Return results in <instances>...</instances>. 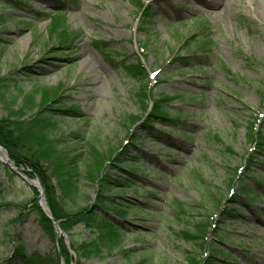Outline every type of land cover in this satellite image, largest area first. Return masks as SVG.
Listing matches in <instances>:
<instances>
[{"label":"rangeland","instance_id":"374dc122","mask_svg":"<svg viewBox=\"0 0 264 264\" xmlns=\"http://www.w3.org/2000/svg\"><path fill=\"white\" fill-rule=\"evenodd\" d=\"M20 1L0 0V76L26 93L38 89L35 100L42 107L52 101L48 107L59 108L57 98L75 106L65 108L74 113L57 116L54 135L63 136L59 148L84 156L92 140L110 157L114 146L129 143L133 135L130 154L138 160L137 171L127 168L125 176L136 182L125 191L113 190L116 203L127 210L124 219L117 217L121 247L82 264H198L205 250L185 230H193L199 212L216 220L226 217L209 190L223 191L224 203L239 216L227 220L232 242L223 240L221 246L237 251L236 264H264V183L259 181L264 182V150H253L247 138L250 123L264 117L259 92L264 86V0H143L152 15L150 29L142 28L132 0ZM62 19L55 27L78 32L73 42L64 44L52 35L53 24ZM202 27L209 34L206 50L197 49ZM118 54L143 60L150 74V105L160 96L172 98L167 106L181 114L178 122H154L150 131L142 126L146 114L132 98L137 82L111 61ZM248 58L256 63L249 66ZM258 152L247 182L262 198L250 203L236 194L230 173ZM79 172L83 206L94 202L97 183L86 169ZM28 173L0 159V264H22L13 258L17 248L61 257V243L76 264L72 238L82 241L89 230L80 225L70 237L66 232L58 236L55 228L56 236H50L31 202L35 189L40 206V185ZM20 203L26 206L13 205Z\"/></svg>","mask_w":264,"mask_h":264},{"label":"trees","instance_id":"16d2710c","mask_svg":"<svg viewBox=\"0 0 264 264\" xmlns=\"http://www.w3.org/2000/svg\"><path fill=\"white\" fill-rule=\"evenodd\" d=\"M16 4L20 0H10ZM133 4L139 8V17L142 28L150 29L152 24V15L149 13V7L143 0H132ZM64 21V20H63ZM65 22V21H64ZM64 22L57 21L53 24L52 35L60 42H73L78 37V32L69 31L67 26L57 28ZM52 23L53 19H52ZM202 32V39L198 42L199 50H206L210 44L208 33L204 32L205 27L199 28ZM98 43L105 44L102 40ZM106 50V49H105ZM107 51V50H106ZM120 58L111 60L116 62V66L121 67L128 77L137 82L132 92V98L139 105L140 111L146 114L147 122L145 126L149 131L152 130L154 122L176 123L181 118V114H173L168 108V101L172 98L162 97L152 99L153 105H150L149 99V71L145 68L142 59L127 54H118ZM185 65L189 64L187 57H177ZM256 60L248 58L247 64L252 66ZM17 87L18 94L12 93V87ZM34 92L26 93L23 88L19 87L14 80L0 76V107L3 114H0V146L7 149L10 158L15 162L18 168L29 171L31 177H39L45 190V198L49 207L50 214L55 220H58L62 230L70 237L73 230L83 225L90 234L87 238L79 241L72 238L71 247L77 254L76 264H82V260L92 257H101L106 252H112L121 247L122 228L117 224L118 218H125L122 215L127 214L125 208L120 207L115 200L114 189L122 191L131 187L136 180L125 176L127 168L136 173L135 156L130 154V147L133 145V135L130 136L129 143L119 142L117 148L114 146L113 154L109 157L105 150H101L95 142L88 140V154L83 153L71 154L68 148H59L63 136H55L54 131L59 128V119L57 116L66 115V111L75 109V106L69 105L68 102L60 98L55 101L59 108H49L40 106L35 100ZM264 102V86L259 88ZM23 99L22 104L19 101ZM175 116V118H174ZM141 117V116H140ZM137 116V118H140ZM129 121V116L123 118ZM259 120V118H255ZM258 124V125H257ZM74 135H80L73 132ZM247 138L254 144L253 150H264V117L257 122H252L248 126ZM232 151L231 148H228ZM113 150V149H112ZM259 152L255 155H249L248 165L238 167L230 173V179L233 185H237L239 196L244 195L250 203L260 202L261 196L248 186L251 165L257 163ZM86 169L87 176L92 181H96L97 190L94 202L91 204L80 205L81 190L79 188L80 169ZM249 173V174H248ZM141 174H144L141 172ZM263 184V180H259ZM124 187V188H120ZM33 194L36 195L31 199L35 203L39 220L44 230L50 236H56L55 226L52 220L40 209L38 193L35 189ZM215 208L219 211L224 219H215L209 212H199L200 219L193 222V230H185V236L200 241V246L205 250L206 257L201 259L198 264H222L217 259H222L223 264H236L238 255L236 251L231 252L224 249L221 244L223 240L232 242L231 238L226 235L227 220L231 217L239 218L236 209L227 206L224 203L225 194L223 191L211 192L209 190ZM16 207L26 205L13 204ZM115 219V220H113ZM116 221V222H115ZM243 243L242 247H246ZM17 248L13 255L14 260L22 264H61L64 259L66 264H72L70 261V252L66 244H60L61 257L57 252L52 255H42L37 252L27 253ZM244 252H247L245 249Z\"/></svg>","mask_w":264,"mask_h":264},{"label":"water","instance_id":"95a60500","mask_svg":"<svg viewBox=\"0 0 264 264\" xmlns=\"http://www.w3.org/2000/svg\"><path fill=\"white\" fill-rule=\"evenodd\" d=\"M10 166H11L13 169H15L14 166H12V165H10ZM37 182H38L39 185H40V188H41L40 193H41V197L43 198V197H44V189H43L42 183H41V181H40L39 178H37ZM41 208H42V204H41ZM42 210H44V209L42 208ZM48 215H49V214H48ZM49 217H50V218L52 219V221L54 222V225H55V228H56V230H57L58 236H61V234H62L63 232H62V230H61V228H60V226H59V222H58V221H55V220L52 218L51 215H49Z\"/></svg>","mask_w":264,"mask_h":264},{"label":"bare ground","instance_id":"6f19581e","mask_svg":"<svg viewBox=\"0 0 264 264\" xmlns=\"http://www.w3.org/2000/svg\"><path fill=\"white\" fill-rule=\"evenodd\" d=\"M0 158L3 161H8V155L1 149H0ZM40 203L42 204V208L44 209V211L48 212V205L44 197L42 198V200H40Z\"/></svg>","mask_w":264,"mask_h":264}]
</instances>
